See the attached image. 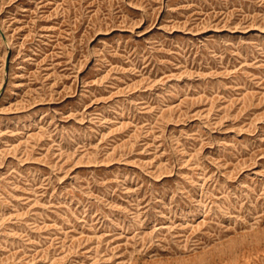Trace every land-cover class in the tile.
<instances>
[{"label":"rangeland","instance_id":"374dc122","mask_svg":"<svg viewBox=\"0 0 264 264\" xmlns=\"http://www.w3.org/2000/svg\"><path fill=\"white\" fill-rule=\"evenodd\" d=\"M0 264H264V0H0Z\"/></svg>","mask_w":264,"mask_h":264}]
</instances>
